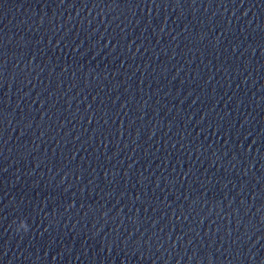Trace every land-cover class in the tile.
Listing matches in <instances>:
<instances>
[{"label":"clouds","instance_id":"1","mask_svg":"<svg viewBox=\"0 0 264 264\" xmlns=\"http://www.w3.org/2000/svg\"><path fill=\"white\" fill-rule=\"evenodd\" d=\"M15 223V231L17 233H21V232H28L29 231V224L25 221V220H20L18 223Z\"/></svg>","mask_w":264,"mask_h":264}]
</instances>
